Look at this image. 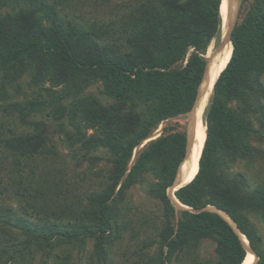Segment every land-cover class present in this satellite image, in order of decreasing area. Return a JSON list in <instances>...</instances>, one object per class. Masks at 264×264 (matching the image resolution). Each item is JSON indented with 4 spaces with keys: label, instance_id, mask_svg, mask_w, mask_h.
Here are the masks:
<instances>
[{
    "label": "trees",
    "instance_id": "obj_1",
    "mask_svg": "<svg viewBox=\"0 0 264 264\" xmlns=\"http://www.w3.org/2000/svg\"><path fill=\"white\" fill-rule=\"evenodd\" d=\"M127 1L125 20L110 31L65 20L46 0H0V8L6 9L0 14V97L12 72L20 76L31 71L38 82L46 79L53 87L63 86L49 90L47 101L15 106L22 123L37 132L13 131L11 137L0 138L14 171L21 173L25 163L46 153L56 156L54 148L47 147V127L27 120L46 108L68 140L89 154L106 153L109 164L96 173L99 190L74 206L41 208L59 223L18 221L26 250L48 246L50 253L57 245L94 238L97 254L108 264L103 242L121 240L131 227L137 245L134 264H242L247 249L233 227L207 209L214 207L246 237L257 264H264V240L248 216L258 213L264 219V184L253 187L236 169L241 162L249 167L264 159L254 144L264 141V0H240L243 14L231 33L232 55L203 116L206 140L198 172L175 191L190 210H176L167 193L186 158L188 131L175 122L158 137L153 134L162 123L189 115L196 106L204 77L219 57L218 52L208 66L209 49L221 42L224 0ZM238 6L237 0L234 20ZM106 38L112 42L105 44ZM96 81L110 103L83 93ZM147 141L135 157V150ZM148 178V195L159 202L160 214L151 221L156 237L140 239L141 230L151 223L127 218V199L129 191ZM57 190V185L51 187L52 193L59 194ZM66 218L74 221L63 226ZM204 240L216 245L213 258L201 257Z\"/></svg>",
    "mask_w": 264,
    "mask_h": 264
},
{
    "label": "rangeland",
    "instance_id": "obj_2",
    "mask_svg": "<svg viewBox=\"0 0 264 264\" xmlns=\"http://www.w3.org/2000/svg\"><path fill=\"white\" fill-rule=\"evenodd\" d=\"M47 3L55 6L61 17L65 20H73L83 27H101L110 31L119 29L128 13L127 0H46ZM252 0H249L251 2ZM234 0L232 22L234 21L235 5ZM240 4V0H239ZM6 9L0 8V14ZM242 12H245L242 10ZM240 7L236 14V23L240 21ZM113 39V38H112ZM106 38L105 44L112 42ZM220 43L213 44L208 51L211 59L219 52ZM33 72L28 71L20 76L13 72L9 75L8 83L4 85L3 97H0V138H9L12 132L23 133L37 132L33 125L24 124L21 121L20 111L15 108L22 107L27 102L49 100V90H61L63 86L53 87L51 82L44 79L36 81ZM264 82V76L262 77ZM1 82V79H0ZM84 94L94 95L103 104L110 103L104 95L103 85L96 81L84 89ZM208 98V97H207ZM206 98V108L208 99ZM209 105V104H208ZM46 108L41 113H34L27 117V120L41 122L47 127L49 141L47 147H53L56 156L51 153L45 154L23 165V171H14L13 159L5 154L6 149L0 142V264H103L96 252L97 240L88 238L85 241L75 240L71 243L57 245L52 251L46 246L40 250L36 245L29 250L25 248L26 236L18 227V221L22 218L29 222L44 224L45 221L57 222L56 216L43 213L41 208H59L60 206H74L79 198L93 190H99L101 178L96 173L106 171L109 167L107 155L104 152L89 154L79 144L68 140L63 131H59L56 123L48 116ZM189 115L180 116L164 122L153 134V138L162 133V129L169 124L179 122L188 131L190 125ZM204 116V115H203ZM203 116L198 120L199 129H205ZM69 131V127L67 128ZM89 134L93 131L89 130ZM150 141V140H149ZM149 141L135 150H141ZM264 153V141L255 143ZM8 155V158L6 157ZM237 170L243 171L250 179L253 187L264 184V159L252 163L249 167L241 162ZM34 172V173H33ZM35 180V182L33 181ZM148 178L144 185L134 186L128 193L127 203L130 211L126 217L131 220L147 219L151 223L143 228L140 239L155 238L152 220L160 214L159 202L148 195ZM38 182V183H36ZM57 185V193L51 192V187ZM54 197L50 201L46 197ZM36 196V197H35ZM61 209V208H60ZM6 210H10L7 211ZM50 213V212H49ZM251 221L257 226L260 235L264 240V219L260 214H249ZM71 220V221H68ZM73 218L63 219L64 224H71ZM136 226V225H135ZM131 227L123 232L122 239L113 244L110 240L103 242L107 254L108 264H134L136 257L133 255L137 250L136 241L131 239ZM146 232V234H145ZM216 245L210 240H204L200 255L202 258H213ZM154 251V250H153Z\"/></svg>",
    "mask_w": 264,
    "mask_h": 264
},
{
    "label": "bare ground",
    "instance_id": "obj_3",
    "mask_svg": "<svg viewBox=\"0 0 264 264\" xmlns=\"http://www.w3.org/2000/svg\"><path fill=\"white\" fill-rule=\"evenodd\" d=\"M233 6L234 0H224L222 3L221 14L223 18L225 34L228 32L229 25L232 23ZM232 50L233 47L229 42L225 48H222V50H220L217 62L213 66L212 70L208 73L205 82L202 85L203 90L206 91L205 95L201 100L198 99L196 106L188 116L190 118V125L188 129V150L187 157L181 164L180 168L182 179H179L177 183L167 191L172 204L178 210H190V208L180 204V202L175 197V191L181 185L191 181L193 177L196 176L195 174L198 172L199 159L206 140V130H203L201 128L199 129V125L197 122L204 115V112L206 110V98L212 92L217 78L230 61ZM206 86L208 87L206 88ZM208 209L210 211L218 212L219 214H221V216H223L235 228V224L223 212L215 209L214 207H208ZM235 230L239 234L243 245L247 249V256L242 264H257L258 257L252 251L250 245H248V240L236 228Z\"/></svg>",
    "mask_w": 264,
    "mask_h": 264
},
{
    "label": "water",
    "instance_id": "obj_4",
    "mask_svg": "<svg viewBox=\"0 0 264 264\" xmlns=\"http://www.w3.org/2000/svg\"><path fill=\"white\" fill-rule=\"evenodd\" d=\"M239 1V0H238ZM239 7H240V4H239ZM222 21H223V18H222ZM235 25H236V16H235V20L229 25V28H228V32L225 34V30H224V24H222V36H221V42H220V48H219V52H220V50H222V48H225L226 47V45L228 44V42L232 45V42H231V33H232V31H233V29H234V27H235ZM232 47H233V45H232ZM216 57V56H215ZM215 57H213V58H211L210 60H209V64H208V66L214 61V58ZM208 68V67H207ZM207 75V70H206V73H205V76ZM218 79V78H217ZM217 81V80H216ZM205 82V77H204V80H203V83ZM209 83V82H208ZM216 83V82H215ZM208 86H206V88H207ZM214 87H215V84H214ZM214 87H213V90H212V94H213V91H214ZM205 90H203V88H202V86H201V88H200V91H199V97H198V99H202L203 97H204V95H205ZM211 97H212V95H211ZM211 99V98H210ZM210 102V101H209ZM201 154H202V152H201ZM136 157V156H135ZM186 157H187V155H186ZM201 157V156H200ZM186 159V158H185ZM200 160V159H199ZM180 168H181V166L179 167V169H178V172H177V176H176V179H175V181H174V183H173V185L172 186H174L176 183H177V181L180 179H182V176H181V174H180ZM197 174V173H196ZM195 174V175H196ZM195 177V176H194ZM194 177H193V179H194ZM192 179V180H193ZM191 180V181H192ZM191 181H189L188 183H190ZM188 183H186V184H183V185H181L179 188H181V187H183V186H185V185H187ZM171 186V187H172ZM170 187V188H171ZM169 188V189H170ZM178 188V189H179ZM168 189V190H169ZM168 193V192H167ZM170 198V197H169ZM181 204V203H180ZM183 205V204H182ZM183 206H185V205H183ZM187 207V206H186ZM208 209V208H207ZM177 210V209H176ZM220 211V210H219ZM222 212V211H221ZM216 213H218V212H216ZM224 213V212H223ZM219 214V213H218ZM225 214V213H224ZM219 215H221V214H219ZM226 215V214H225ZM227 216V215H226ZM223 217V216H222ZM224 218V217H223ZM225 219V218H224ZM230 219V218H229ZM226 220V219H225ZM231 220V219H230ZM227 221V220H226ZM232 221V220H231ZM228 222V221H227ZM233 222V221H232ZM229 223V222H228ZM230 224V223H229ZM231 225V224H230ZM232 226V225H231ZM233 227V226H232ZM235 228L238 230V228L236 227V225H235ZM235 228L233 227V229L235 230ZM236 231V230H235ZM239 231V230H238ZM237 232V231H236ZM238 234V233H237ZM242 234V233H241ZM243 235V234H242ZM244 236V235H243ZM245 237V236H244ZM246 238V237H245ZM248 245H249V243H248Z\"/></svg>",
    "mask_w": 264,
    "mask_h": 264
}]
</instances>
